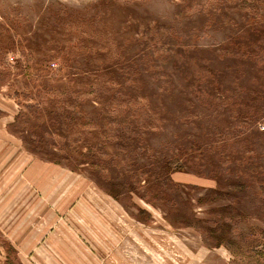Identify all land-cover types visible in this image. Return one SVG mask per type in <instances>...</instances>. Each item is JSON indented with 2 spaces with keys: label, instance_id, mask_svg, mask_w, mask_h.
<instances>
[{
  "label": "rangeland",
  "instance_id": "1",
  "mask_svg": "<svg viewBox=\"0 0 264 264\" xmlns=\"http://www.w3.org/2000/svg\"><path fill=\"white\" fill-rule=\"evenodd\" d=\"M0 264H264V0H0Z\"/></svg>",
  "mask_w": 264,
  "mask_h": 264
}]
</instances>
